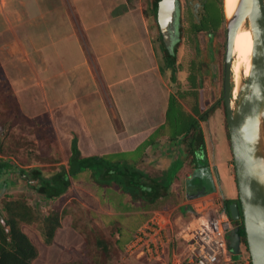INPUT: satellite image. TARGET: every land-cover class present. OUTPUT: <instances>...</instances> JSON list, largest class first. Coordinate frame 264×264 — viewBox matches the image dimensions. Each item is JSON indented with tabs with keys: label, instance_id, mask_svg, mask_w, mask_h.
<instances>
[{
	"label": "crops",
	"instance_id": "crops-1",
	"mask_svg": "<svg viewBox=\"0 0 264 264\" xmlns=\"http://www.w3.org/2000/svg\"><path fill=\"white\" fill-rule=\"evenodd\" d=\"M139 1L0 0V69L19 111L49 122L64 164L73 143L82 157L128 154L125 161L144 172L159 163V175L180 160L170 184L177 196L182 189L177 176L192 180L181 135L172 136L168 124L170 100L180 98L159 63L152 24ZM201 129L211 167L202 123ZM220 154L221 149L216 169L230 178ZM201 195L174 204L175 232L190 217V201ZM184 206L188 210L182 212ZM170 244L165 258L152 264H187L178 257L181 241Z\"/></svg>",
	"mask_w": 264,
	"mask_h": 264
},
{
	"label": "rangeland",
	"instance_id": "rangeland-1",
	"mask_svg": "<svg viewBox=\"0 0 264 264\" xmlns=\"http://www.w3.org/2000/svg\"><path fill=\"white\" fill-rule=\"evenodd\" d=\"M152 1H139L147 15L151 12ZM177 2V39L170 52L175 55L172 68L169 67L164 56L157 21L153 17L149 18L152 24L151 41L155 46L157 58L169 75L172 91L180 98L179 102L174 98L170 101L168 124L171 132L174 134L176 128L185 130L186 123L192 117H198L197 110L204 111L211 105L218 104L212 113L213 117H209L207 121L199 120L200 125L201 123L204 125L210 142L208 157L213 164L211 167L209 164L208 167L192 168L194 165L190 163L191 155L188 153L185 164L192 171V180H187L183 174L177 176L182 182V194L188 199L200 194L201 187L211 186L214 183V188L222 199L236 198L238 191L233 157L225 131L226 115L224 105L219 102L222 97L226 43L225 15L218 26L214 27L213 22L211 23L212 18L217 20V15L223 12V1L177 0ZM171 74H174V79L171 78ZM231 74V105L233 106L241 80L248 74L246 69L240 68L239 65L238 69L233 68ZM182 142L187 154V142L185 139ZM220 149L222 151L220 155L224 156V164L226 163L229 168L227 173L230 178L221 176L220 171L216 169V161L220 166L221 159L218 156ZM138 153L135 151L131 155L136 157ZM61 155L62 147L50 131L49 122L41 124L19 111L13 92L8 88L0 69V159L12 161L15 165L7 174L0 176V218L5 215L2 204L7 198L21 199L33 208L35 219L21 223L22 229L38 251L32 264H134L136 262L152 264L162 261L168 250H171V244L165 247L166 253L164 250L159 254L149 253L136 258L135 250L139 247L138 244L129 246V243L121 249L115 240L119 237L120 228L124 240L139 228H143L152 211L159 206L168 208L172 212L175 203L169 202V199L173 196L169 194L170 196L154 203H144L142 200L134 202L130 198V193L120 190L117 183L109 185L99 175L95 176L92 170L87 169L72 176L70 186L63 195L55 199H47L27 184L18 169L23 168L28 172L39 168L45 175H50L63 166L67 167ZM196 155L198 150L195 152ZM127 156L128 154L112 155L106 159L121 164L125 162ZM198 158L199 155L197 162L200 163ZM157 164L159 163H153L152 168L145 170V173L153 177L159 175L161 170L157 168L159 167ZM180 165L181 161L171 168L170 173H179ZM225 165L221 166L222 172ZM213 175H215L214 181ZM200 182L202 184H199ZM53 206L58 207L61 212L60 226L56 229L52 241L46 243L42 219ZM181 210L185 212L188 207L184 206ZM231 224L232 228L229 232L235 228V224L232 222ZM97 240L106 244L107 252H104ZM233 243L238 248L237 257L232 256L228 261L221 257L216 264H251L245 244L235 237Z\"/></svg>",
	"mask_w": 264,
	"mask_h": 264
},
{
	"label": "trees",
	"instance_id": "trees-1",
	"mask_svg": "<svg viewBox=\"0 0 264 264\" xmlns=\"http://www.w3.org/2000/svg\"><path fill=\"white\" fill-rule=\"evenodd\" d=\"M157 1L158 0L152 1L150 12L151 15H147L145 13L148 18L153 17V19L156 20ZM223 18V12L219 13L216 17L217 20H213L212 18L211 23L213 22V26L216 27L220 24V21ZM159 37L162 49L164 51V56L165 58H167V64L172 68L175 55L170 54V51H168V49L164 47V43L160 33ZM171 78L174 79V74H171ZM219 100V102L224 105L223 96ZM217 106L218 104H213L204 111L197 110L196 112H198V117H192L186 123L185 130H178V128L175 129L174 127V131L176 132L172 136L175 137L180 134L181 139L186 140L188 150L185 160L190 154V163L194 165L193 168L195 169H199L200 166H209L206 156L203 132L199 120L207 121L208 118L212 116V113H214ZM225 128L226 139L230 144V135L226 120ZM197 150L200 158H198V160H200V163H202V165H199L200 163L197 162L198 155L195 156V152H197ZM179 161L180 160L176 161L173 167ZM13 167H15V165L12 161L3 160L1 158L0 176H4L5 174H7L11 169H13ZM171 168L165 170L161 175L155 177L149 176L144 171L136 169L126 161H123L121 164H119L113 161H109L105 156L93 155L82 157L80 155L79 149L77 148V145L73 143L71 146V155L67 161V167L63 166L59 171H56L50 175H45L39 168L31 169L28 172H26V170L23 168H20L18 170L21 176L25 178L27 184L32 186L35 191L42 194L47 199H55L63 195L70 186L71 178L75 173L90 169L92 170L93 175H99L101 179L108 182L109 185L117 183L120 190L130 193V198L134 202L135 200H142L144 203H154L156 201H160V199H163V197L166 198L171 195V197H173L169 199V202L177 204L180 203L184 197L181 191L182 189L179 191L177 196H174L173 191L169 190L170 184L175 177V174L170 173ZM199 184H202V182H200ZM214 189V183L213 185L211 184V186H203V188L201 187L200 189V194H206L208 191H212ZM222 200L225 211L227 212L231 222L235 224V228L233 229V231L228 232L226 237L228 249L231 252L232 256L236 258L238 248L235 247L233 238H238V241H242L246 247L247 243L242 217L240 216V218L237 220L232 219L228 206L231 202H236L239 205V198H223ZM160 205H162V203ZM2 210L5 215H2L0 218V264H32V261L36 258L38 251L30 237L22 229L21 223L31 222L35 219L36 215L33 211V208L27 205L21 199L7 198L3 201ZM60 214L61 212L59 211V208L53 206L51 210L43 216L42 228L44 241L46 243H50L52 241L56 229L60 226ZM119 230V237L115 241L122 249V247H125L126 244L130 243L133 240L134 234L137 232V230L135 231V233L128 236V238L125 240L123 238L122 229L120 228ZM97 243L100 244L104 252H107V246L105 243H102L100 240H97Z\"/></svg>",
	"mask_w": 264,
	"mask_h": 264
},
{
	"label": "water",
	"instance_id": "water-1",
	"mask_svg": "<svg viewBox=\"0 0 264 264\" xmlns=\"http://www.w3.org/2000/svg\"><path fill=\"white\" fill-rule=\"evenodd\" d=\"M177 12V0L157 1L159 33L170 52L177 39ZM244 20L253 35L251 64L232 106L233 43ZM222 96L239 198V205L229 204V212L234 220L242 217L251 264H264V0H239L226 18Z\"/></svg>",
	"mask_w": 264,
	"mask_h": 264
},
{
	"label": "built area",
	"instance_id": "built-area-1",
	"mask_svg": "<svg viewBox=\"0 0 264 264\" xmlns=\"http://www.w3.org/2000/svg\"><path fill=\"white\" fill-rule=\"evenodd\" d=\"M190 217L183 221L175 232L172 212L155 209L143 228L134 234L132 244L136 255L159 254L170 245V240H180L182 251L179 260L187 264H216L222 257L232 258L227 245V233L231 230V220L224 209L223 200L217 191L209 192L190 201ZM172 233L170 239L167 233ZM175 254V252H174Z\"/></svg>",
	"mask_w": 264,
	"mask_h": 264
},
{
	"label": "bare ground",
	"instance_id": "bare-ground-1",
	"mask_svg": "<svg viewBox=\"0 0 264 264\" xmlns=\"http://www.w3.org/2000/svg\"><path fill=\"white\" fill-rule=\"evenodd\" d=\"M223 12L226 18L232 17L237 7L239 0H222ZM253 47V35L247 20H244L237 28L234 43H233V61L231 66V73L233 68L238 69V65L244 67L249 73L251 64V53ZM232 95V88H231ZM232 102V101H231Z\"/></svg>",
	"mask_w": 264,
	"mask_h": 264
}]
</instances>
